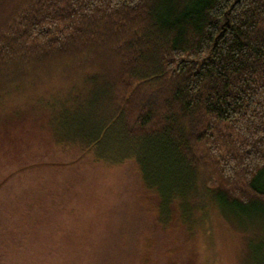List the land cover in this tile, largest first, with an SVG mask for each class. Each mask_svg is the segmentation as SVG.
Returning <instances> with one entry per match:
<instances>
[{
  "label": "trees",
  "instance_id": "1",
  "mask_svg": "<svg viewBox=\"0 0 264 264\" xmlns=\"http://www.w3.org/2000/svg\"><path fill=\"white\" fill-rule=\"evenodd\" d=\"M24 80L57 143L135 164L163 228L264 222V0H0V102Z\"/></svg>",
  "mask_w": 264,
  "mask_h": 264
},
{
  "label": "rangeland",
  "instance_id": "2",
  "mask_svg": "<svg viewBox=\"0 0 264 264\" xmlns=\"http://www.w3.org/2000/svg\"><path fill=\"white\" fill-rule=\"evenodd\" d=\"M24 82L0 102V264H264V222L208 207L190 237L163 228L135 164L57 143Z\"/></svg>",
  "mask_w": 264,
  "mask_h": 264
}]
</instances>
